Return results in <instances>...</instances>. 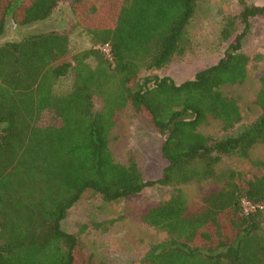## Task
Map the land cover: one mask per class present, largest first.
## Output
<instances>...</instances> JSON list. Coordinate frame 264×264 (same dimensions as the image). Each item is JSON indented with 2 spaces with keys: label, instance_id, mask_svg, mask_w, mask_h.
I'll list each match as a JSON object with an SVG mask.
<instances>
[{
  "label": "trees",
  "instance_id": "1",
  "mask_svg": "<svg viewBox=\"0 0 264 264\" xmlns=\"http://www.w3.org/2000/svg\"><path fill=\"white\" fill-rule=\"evenodd\" d=\"M197 2L0 0V35L7 18L25 26L67 3L91 41L62 62L70 52L67 30L28 32L0 44V264H103L84 250L78 233L61 228V220L86 190L115 202L154 185L175 187L141 217L165 237L131 264H264L263 161H252L246 173L229 170L195 213L176 188L209 179L222 159H246L254 145L264 144V112L242 124L236 100L221 91L243 82L250 62L262 58L246 53L243 42L252 20L264 18V3L239 1L221 29L225 39L238 31L233 41L192 78L176 83L141 76L191 49L187 27ZM106 44L111 58L100 48ZM257 80L255 104L264 109V70ZM127 105L163 138L167 164L157 179L146 180L134 157L121 163L112 154L115 115ZM49 110L56 121L40 125ZM209 120L221 136L199 131ZM242 199L261 208L245 213Z\"/></svg>",
  "mask_w": 264,
  "mask_h": 264
},
{
  "label": "rangeland",
  "instance_id": "2",
  "mask_svg": "<svg viewBox=\"0 0 264 264\" xmlns=\"http://www.w3.org/2000/svg\"><path fill=\"white\" fill-rule=\"evenodd\" d=\"M239 1L198 0L195 14L187 27L191 49L167 67L142 71L141 76H168L180 83L192 78L198 70L216 63L238 32L227 39L221 35L225 17L237 14ZM245 1L257 5L264 3V0ZM49 29L67 30L71 38L70 52L58 62L70 61L74 52L91 46L90 37L76 24L67 3L59 4L50 18L29 25L16 26L11 18H7L5 31L0 35V44L16 40L28 32ZM243 50L250 55L259 53L262 58L250 62L243 82L224 84L221 91L236 100L241 109L242 124H247L264 112L255 104L259 86L257 79L264 70V18L252 20L250 31L244 38ZM69 82V77L60 79L56 85L57 91L64 89ZM55 121L53 112L49 110L42 113L39 124ZM199 131L214 136L222 135L214 120L202 124ZM162 140V136L144 114L132 111L129 105L116 112L109 143L112 154L121 163L134 157L146 180L159 178L167 164L160 153ZM254 160L264 162V144L254 145L246 159H222L216 165L215 175L209 179L177 186L186 199L187 211L195 213L201 210L202 198L223 185L229 170L246 173L251 170ZM174 190L172 186H149L115 202H106L99 194L86 190L61 220V228L78 233L84 250L92 253L97 261L103 264H131L141 259L152 243L165 237L164 232L144 223L141 217L147 208L169 197Z\"/></svg>",
  "mask_w": 264,
  "mask_h": 264
},
{
  "label": "built area",
  "instance_id": "3",
  "mask_svg": "<svg viewBox=\"0 0 264 264\" xmlns=\"http://www.w3.org/2000/svg\"><path fill=\"white\" fill-rule=\"evenodd\" d=\"M100 48H101V50L106 54V56H107L108 58H111V57H110L109 46H108L107 44L104 45V46H102V47H100ZM241 203H242L243 211H244L245 213H248V212H250V211H252V210H255L256 208H261L260 205L252 204L250 201H248V200H246V199H242V200H241Z\"/></svg>",
  "mask_w": 264,
  "mask_h": 264
}]
</instances>
